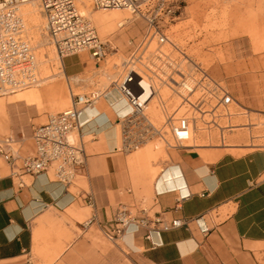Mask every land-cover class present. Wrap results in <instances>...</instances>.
I'll use <instances>...</instances> for the list:
<instances>
[{
  "label": "crops",
  "instance_id": "obj_1",
  "mask_svg": "<svg viewBox=\"0 0 264 264\" xmlns=\"http://www.w3.org/2000/svg\"><path fill=\"white\" fill-rule=\"evenodd\" d=\"M255 89L264 109V83ZM119 98L111 89L79 113L73 133L85 164L70 185L51 169L30 175L0 163V264H81L93 254V233L121 206L150 220L126 237L136 264H264V148L224 144L223 136L163 151L144 142L137 153L157 156L138 161L135 149L121 147Z\"/></svg>",
  "mask_w": 264,
  "mask_h": 264
},
{
  "label": "rangeland",
  "instance_id": "obj_2",
  "mask_svg": "<svg viewBox=\"0 0 264 264\" xmlns=\"http://www.w3.org/2000/svg\"><path fill=\"white\" fill-rule=\"evenodd\" d=\"M175 1L180 5L179 16L169 24L166 32L182 53L178 55L181 67L192 74L200 69L205 71L233 95V101L227 108L220 106L214 113V123L197 121L187 143L220 144V137L223 136L224 144L245 145L249 150L264 148V109H258L254 104L259 96L255 87L260 89L264 83V0ZM27 5L37 9L40 17L37 28L23 13ZM79 8L92 21L99 38L111 43L109 54L97 64L88 51L59 58L46 34L39 3L30 0L20 6L26 22L25 35L36 56L42 82L14 94L0 96V139L12 137L16 141L13 146L19 152L31 153L29 147L33 143V128L43 124L49 114L67 108L72 94L94 89L110 90L113 87L119 77V65L127 53L128 39L137 36L144 26L141 18L125 9H95L90 0H81ZM121 20H125L124 25H119ZM64 59L68 65L77 64L79 72L70 75L64 68ZM26 95L33 97L25 99ZM197 95L194 93L189 99L194 101ZM159 97L165 110L155 98L145 109V115L158 132L144 142L163 151L174 147L165 124L166 112L178 109L181 99L165 87L160 88ZM182 112L183 107L176 116ZM209 119L210 116H205V120ZM148 127L146 129H153ZM72 137L76 139L74 133ZM151 139L154 142L150 143ZM135 151L131 156L138 161L157 156ZM132 253L123 241H110L97 229L93 233V254H87L82 260L78 258V263L136 264Z\"/></svg>",
  "mask_w": 264,
  "mask_h": 264
},
{
  "label": "built area",
  "instance_id": "obj_3",
  "mask_svg": "<svg viewBox=\"0 0 264 264\" xmlns=\"http://www.w3.org/2000/svg\"><path fill=\"white\" fill-rule=\"evenodd\" d=\"M26 1L0 0V96L14 94L42 82L36 56L25 35L26 22L20 12L21 4ZM36 1L45 19L46 34L59 58L88 51L97 64L107 57L112 49L111 43L102 41L92 21L80 12L81 0ZM90 1L95 9H125L144 21L139 34L127 41V53L119 65V77L111 88L119 93V101L124 104V110L119 111L115 120L123 149L130 150L158 132L146 129L150 121L145 109L155 98L165 110L159 97L162 87L178 94L181 99L178 109L166 112L165 118L174 146L189 140L192 127L198 120L203 124L214 123L212 118L217 109L220 106L227 108L233 101L227 88L205 71L200 69L192 74L181 67L178 55L182 53L166 32L169 24L179 16L180 5L175 0ZM107 92L109 90L94 89L72 94L67 108L49 114L43 124L33 128L31 153L19 155V150L13 146L16 141L8 136L0 139V158L23 174L38 175L51 169L57 182L70 185L85 164L83 148L72 137L79 127V113L94 106ZM194 93L198 95L191 101L189 97ZM182 107L184 112L176 116ZM205 116H210V119L205 120ZM84 199L92 204L91 195ZM149 221L147 217L138 216L126 206H121L109 221L100 225V231L106 239L120 240L127 245L126 237L134 238L137 230L146 228ZM151 222L156 224L159 218ZM183 224L179 219L172 221L173 226Z\"/></svg>",
  "mask_w": 264,
  "mask_h": 264
},
{
  "label": "bare ground",
  "instance_id": "obj_4",
  "mask_svg": "<svg viewBox=\"0 0 264 264\" xmlns=\"http://www.w3.org/2000/svg\"><path fill=\"white\" fill-rule=\"evenodd\" d=\"M30 0H27L26 2H28ZM25 3V2H23ZM80 9V8H79ZM80 12L85 15L84 11L80 10ZM27 16V18L29 19V21L37 28L40 24V17L38 16V12L37 9L35 7H33L32 5H27L24 7V12ZM24 14V15H25ZM125 22V20H121L119 22V25H122ZM124 25V24H123ZM124 110V109H123ZM149 126V124H148ZM150 127V126H149Z\"/></svg>",
  "mask_w": 264,
  "mask_h": 264
}]
</instances>
